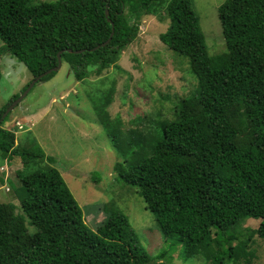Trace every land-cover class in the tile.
Instances as JSON below:
<instances>
[{"label":"trees","instance_id":"1","mask_svg":"<svg viewBox=\"0 0 264 264\" xmlns=\"http://www.w3.org/2000/svg\"><path fill=\"white\" fill-rule=\"evenodd\" d=\"M144 15L169 18L160 39L188 58L198 87L177 106L175 119L159 123L160 134L132 141L144 150L136 163L115 169L184 257L250 263L252 236L232 243L238 238L233 228L247 218L261 219L253 233L264 240V0H226L218 7L227 50L216 54L209 52L194 0H0V55L11 53L37 77L58 64L60 53L82 81L120 67L121 51L137 39ZM112 99L109 93L98 110L103 124L110 122ZM8 115L0 122V153L23 161L17 171L22 212L0 202V264L171 263L168 250L156 257L145 250L125 213L104 206L107 216L91 229L52 165L54 156L28 139L27 146L16 144L15 131L3 126Z\"/></svg>","mask_w":264,"mask_h":264},{"label":"rangeland","instance_id":"2","mask_svg":"<svg viewBox=\"0 0 264 264\" xmlns=\"http://www.w3.org/2000/svg\"><path fill=\"white\" fill-rule=\"evenodd\" d=\"M41 1L54 0H34V3ZM225 1L194 0L211 54L227 50L218 17V7ZM169 21L167 16L161 20L154 15H144L137 39L121 51L117 61L120 67L112 65L101 75L92 73L80 81L64 63L53 77L34 85L10 111L3 126L15 131L16 144L21 141L22 147L27 146L28 139L30 145L54 156L56 162L52 165L61 172L91 229L97 227L108 211H119L129 217L140 243L152 256L168 250L172 254L171 263L166 258L161 261L205 264L206 259L200 255L184 257L181 245H175L172 237H164L144 199L135 189L124 185L115 169L117 163H136L144 150L132 141L140 137L149 140L160 134L159 123L175 119L182 100L197 92L198 81L190 70L188 58L160 39ZM0 71L3 74L1 108L8 105L15 94L21 95L24 86L34 77L26 65L9 52L0 55ZM109 93L113 94L106 107L110 122L103 124L98 110ZM19 121L26 124V129L17 125ZM3 166L5 171H1ZM22 169L19 155L5 157L0 153V202L17 204L20 213L18 195L22 183L17 171ZM260 221V218H247L233 228L238 238L232 245L237 246L251 235L247 248L254 256L250 263L234 257L228 264H264V240L253 233ZM28 228L34 231L33 225L29 224Z\"/></svg>","mask_w":264,"mask_h":264},{"label":"water","instance_id":"3","mask_svg":"<svg viewBox=\"0 0 264 264\" xmlns=\"http://www.w3.org/2000/svg\"><path fill=\"white\" fill-rule=\"evenodd\" d=\"M108 11H107V15H108ZM113 32H114V26H113ZM113 32L110 36V38L101 44V46H105L111 39L112 35H113ZM70 52H73L72 49H69ZM81 51V50H79ZM78 51V52H79ZM62 65H63V62L61 60V54L59 53L58 55V64L56 66H54L53 68L43 72L42 74H40L39 76L37 77H34L31 82L29 83L28 87L25 89V91L18 97L16 98L12 104L5 110V112L3 113L1 119H0V122H2L4 120V118L10 113V111L18 104L22 101V99L30 92V90L34 87V85L39 82L44 76H46L47 74H50L51 72L53 71H59L61 68H62Z\"/></svg>","mask_w":264,"mask_h":264},{"label":"clouds","instance_id":"4","mask_svg":"<svg viewBox=\"0 0 264 264\" xmlns=\"http://www.w3.org/2000/svg\"><path fill=\"white\" fill-rule=\"evenodd\" d=\"M3 168H4V169H3V170L1 169V171H5V170H6V168H5L4 166H3Z\"/></svg>","mask_w":264,"mask_h":264},{"label":"built area","instance_id":"5","mask_svg":"<svg viewBox=\"0 0 264 264\" xmlns=\"http://www.w3.org/2000/svg\"><path fill=\"white\" fill-rule=\"evenodd\" d=\"M4 168H2V170H3Z\"/></svg>","mask_w":264,"mask_h":264}]
</instances>
